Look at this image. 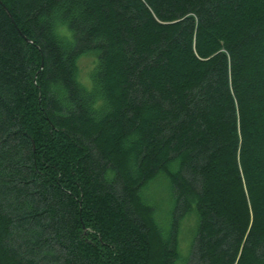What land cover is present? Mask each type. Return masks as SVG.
<instances>
[{"label":"trees","instance_id":"obj_1","mask_svg":"<svg viewBox=\"0 0 264 264\" xmlns=\"http://www.w3.org/2000/svg\"><path fill=\"white\" fill-rule=\"evenodd\" d=\"M57 2L0 0V264H264V0Z\"/></svg>","mask_w":264,"mask_h":264},{"label":"clouds","instance_id":"obj_2","mask_svg":"<svg viewBox=\"0 0 264 264\" xmlns=\"http://www.w3.org/2000/svg\"><path fill=\"white\" fill-rule=\"evenodd\" d=\"M81 10L82 5L79 3V0H58L46 15L42 14L38 19L42 23L47 22L50 24L52 35L57 40L72 43L75 31L70 26L71 21L79 17ZM74 79L85 92H88L92 96L91 101L87 105L90 113L98 114L107 110L108 102L102 94L99 84L79 72L75 75ZM48 91L52 93L56 102L62 108L70 110L73 107V104L66 99L67 91L62 84L58 82L50 83Z\"/></svg>","mask_w":264,"mask_h":264},{"label":"rangeland","instance_id":"obj_3","mask_svg":"<svg viewBox=\"0 0 264 264\" xmlns=\"http://www.w3.org/2000/svg\"><path fill=\"white\" fill-rule=\"evenodd\" d=\"M96 58L93 53H87L78 57L76 61L77 73L79 72L82 75L88 76L90 78L91 72L95 66ZM166 186L160 180L155 181L150 185L149 192L145 196L149 202H154L157 206L160 207V210L163 212L167 211V194ZM151 200V201H150ZM159 221H162V217L158 218ZM194 225V216L190 215L182 221L181 233H180V254L181 256L186 255L187 247L189 244V237Z\"/></svg>","mask_w":264,"mask_h":264}]
</instances>
